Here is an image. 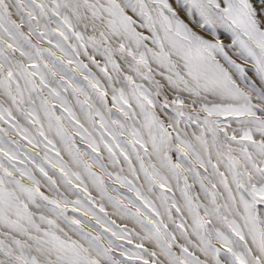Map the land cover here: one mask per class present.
<instances>
[{"label":"snow or ice","instance_id":"snow-or-ice-1","mask_svg":"<svg viewBox=\"0 0 264 264\" xmlns=\"http://www.w3.org/2000/svg\"><path fill=\"white\" fill-rule=\"evenodd\" d=\"M0 121V264H264V0H0Z\"/></svg>","mask_w":264,"mask_h":264},{"label":"rangeland","instance_id":"rangeland-1","mask_svg":"<svg viewBox=\"0 0 264 264\" xmlns=\"http://www.w3.org/2000/svg\"><path fill=\"white\" fill-rule=\"evenodd\" d=\"M51 27L55 28V25L53 24V25H51ZM24 31L27 32V29L25 28ZM32 43L38 44V46L44 47V48H49L50 47L47 44L39 43L34 36L32 37ZM53 51H56V50L53 49ZM56 55H57V57H60L62 54L59 51H56ZM16 57H17V59H20V60L23 61V58L19 56V53L16 54ZM80 59L83 60L84 63L89 64V67L91 68L92 72L95 73L97 78L100 80V82L107 87V82L104 79L103 75L100 73V71L97 68H95L93 65H91L86 57L81 56ZM77 78L79 80L83 81V76L78 75ZM57 79H59V77H57ZM86 90L89 92V95L92 97L93 101H95L96 97L92 93V91L90 89H86ZM45 95H46V93H45ZM65 95H67V94H65ZM68 98H69L70 102L73 105V110L76 111L77 115L81 116V119L83 120L82 114L80 113L78 106L75 105V98L71 97V96H69ZM80 99L83 100L84 97L80 96ZM108 106L112 107L110 90H109V105ZM113 113L116 114V115H119L116 112V109L114 107H113ZM16 115H17V118L19 119V122H20L21 125H23L24 127L29 128L30 131L34 132V129L32 128L31 125H29L23 118L19 117L18 114H16ZM64 123L67 126V121H65ZM45 124H46V121H45ZM85 126L87 127L88 125L85 124ZM0 129H4L5 131L10 132V135H8L7 137H4L6 140L15 141L16 143H18L20 145L19 149H15V145L14 144L11 145V147L14 150L19 151L20 153L23 154L20 157V160H22L23 163H20L19 161H16L17 166L21 167V168L27 167L29 169H33V174L34 175L38 174L37 176L39 177V179H40L39 181H40V184H41L40 191L43 192L44 195L49 196L50 199L57 198L58 193L59 194H63V196L67 197L69 200H75L77 198H80V199L83 200L85 198V193L82 192L79 187L74 188L72 191H69L68 188L59 179V175H60L59 169H53L51 167V164H46L45 168L49 172V175L52 177V179L57 180V185H56L55 189L56 190L57 189H61V191H59L58 193L56 192V190H54L53 188H51L49 186V184L47 183V179L37 169H34V165L31 162L30 157L31 156H36L37 158H43L44 157L43 145H41L38 148H32L30 145L27 144L26 140L21 139L20 135H16L14 132H12L11 129H10V126L8 124L3 123L2 121H0ZM0 135H3V133H0ZM49 137L54 139V140H56V141H58V137H55L54 134H52V133H49ZM56 147L57 148H62V145L57 142ZM52 154L54 155V153H52ZM61 155L64 157L65 160H68L67 155L63 151L61 152ZM102 155L106 156L107 155L106 151L104 153H102ZM26 157H28V158H26ZM173 159L176 160L177 158L174 156ZM133 163L134 164L136 163L135 160L133 161ZM5 164L7 165V161L6 160H5ZM120 167L125 168V174H127V171H126L127 170V165L123 163L122 158H121ZM108 170L109 171H117L118 172L119 168L113 169V168L109 167ZM73 171H77V169L73 168ZM93 171H95L99 175L103 176L105 183L109 186V194L110 195H112V196H116L117 195L116 192L111 191L112 188H118L121 192L127 193L128 195H132V193H129L126 188H120L118 183H115L112 178H109L107 175H104V173L100 172V170L98 168H94ZM17 178H19L18 175H17ZM23 182L25 184H28V186H30V187L33 186V185H31V183L27 179H25ZM85 182L89 183L88 181H85ZM171 183L173 185V192L175 194V198L177 199L178 202L182 203L183 201H182V198L180 196L179 190L175 186V181H171ZM189 183H192L191 178H189ZM181 186H182V182H181ZM196 190L198 191V186H197ZM156 191L158 192L159 190L157 189ZM88 192L91 194V196L97 202V208H96L97 212H99L98 205L99 204H103L105 209H106V211L109 214L108 218L116 220V222L118 224H120L121 227L124 226V222L121 221L117 216L113 215L114 209L112 208V206L110 204H108L106 200H101V198L99 196V193L95 190V188H93L91 186L90 183H89V187H88ZM149 195L151 197V194H149ZM169 195H172V193H169ZM125 203H127V202L125 201ZM133 210H135V209H133ZM68 211H69V214L72 215V213H71V205H69ZM76 215H79V213H76ZM100 215H103V213H100ZM50 218H54V217L50 216ZM85 219H88V218H85ZM92 223L95 224V221H92ZM128 227L132 228L133 227V223H128ZM217 247H220V245H217ZM222 259H223V257H222Z\"/></svg>","mask_w":264,"mask_h":264},{"label":"bare ground","instance_id":"bare-ground-1","mask_svg":"<svg viewBox=\"0 0 264 264\" xmlns=\"http://www.w3.org/2000/svg\"><path fill=\"white\" fill-rule=\"evenodd\" d=\"M37 175H38V174H37ZM37 175H35L36 179H37V180H40L39 177H38ZM54 190H56V189H54ZM59 191H61V189H58V192H59ZM56 192H57V190H56Z\"/></svg>","mask_w":264,"mask_h":264}]
</instances>
